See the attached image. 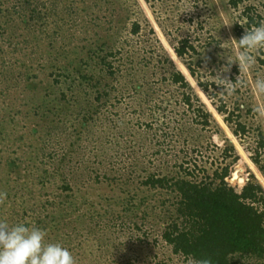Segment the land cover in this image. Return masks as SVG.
Segmentation results:
<instances>
[{"label":"trees","instance_id":"trees-1","mask_svg":"<svg viewBox=\"0 0 264 264\" xmlns=\"http://www.w3.org/2000/svg\"><path fill=\"white\" fill-rule=\"evenodd\" d=\"M42 1L51 20L47 21L42 17L38 0H18L17 5L21 11L11 19L0 18V34L8 39V45L0 46V187L13 189V185L17 184L16 190L23 194L28 190L32 191L41 197L42 208L47 209L45 214L51 217L46 219L41 211L35 210L37 213L30 215L31 219L25 222L26 225L43 229L46 232L45 242L62 244L71 252L76 264H86L82 260L90 264H110V258L95 261L100 255L93 251L92 245L107 244V233L114 231V225L118 222L119 229L124 231L119 232L118 236L126 233L128 242L132 238H129L130 230L142 229L139 222H151V218L164 222L159 240H147L149 245H154V249L150 251L154 258L159 257L160 251L162 252V257H159L162 264L167 258L166 249H170L172 257L183 258L186 264L189 257H210L213 264H264L263 188L254 181L230 183L229 179L234 175L231 163L217 167L201 163L202 156L198 158V154L204 153V142L199 138L202 132L199 136H194L193 140L186 139L188 143L192 141L193 146L186 152L181 148L184 156L180 153L176 155L175 173L157 171L154 162L160 149L156 146L162 141L159 137L165 139L168 131L162 130V126L155 127L159 125L157 122L162 121L163 124L165 121L155 118L151 110L155 105L150 106L149 111L145 107L143 110L139 109L144 116L148 114V119H137L139 126L144 130L148 128L146 136L140 140L139 148L149 150L144 152L143 158H137L140 163L138 169L135 164L132 166L136 168L134 175L119 173L120 162H123L119 159H98L97 162L105 166L101 173L87 167L82 168L77 161L76 169L71 167L73 155L79 153V148L74 150L77 153L72 149L81 144L78 140H82V132L86 130L85 122L92 117L90 115L99 112L101 99L111 95L108 91H102L104 74L97 75L95 70L102 67L105 73L110 71L116 75L111 61L125 56V51H121L122 47L128 42L132 43L142 27L139 15L134 17L137 12L134 8L138 7L142 16L144 12L139 0ZM146 1L150 3V0ZM243 1L228 0L227 5L237 8ZM64 7L70 10L73 21L76 16L82 18L85 15L87 19L94 7L105 10L104 13L109 11L110 18L106 22L107 26H101V35L108 37L111 45L103 59L99 58L100 47L97 50L89 49L90 53L85 54L87 47L73 43L83 31H75L76 37L71 34V29L56 21V18L62 20L59 14ZM248 11H251V7H248ZM120 13L122 18L119 17ZM248 15L243 25L236 23L238 35L243 32L244 26L260 24V21L256 22L255 16ZM130 20L133 21L132 29L126 33L125 25ZM144 20L145 24L151 25L146 16ZM83 24L87 23L81 22V26ZM151 31L156 34L152 26ZM157 42L159 47L154 48L153 52L158 59H162L158 63L160 66L157 65L155 82L152 85L144 84V99L166 97L167 100L164 98L160 101H168L164 113L167 117L171 116L170 120L174 124L179 120L178 109L174 106L179 104L184 106V112L187 111L188 114L189 111H194V120L200 121L203 127L210 125L216 119L199 96L197 88L175 62L158 35ZM66 44L75 45L64 47ZM172 44L176 55L215 104L233 134L244 143L243 137L249 126L241 120V106L231 110L222 99L216 104L215 97L218 95L210 90V86L216 83L201 80L193 65L202 63L200 58L194 62L195 55L198 54L196 44L188 37ZM31 58L34 59L33 62L30 61ZM38 62L40 64L36 69L34 66ZM234 68L239 72L237 67ZM37 77L44 79L36 80ZM40 80L46 83L45 98L41 97L40 91L37 95ZM138 81L132 79L127 80V83L131 87H138ZM52 89H55V93L49 95ZM89 90L95 91V97ZM116 90L119 91L118 88ZM138 92L139 90L136 93ZM53 97V106L56 107L50 113L45 108ZM159 105L161 104L157 103L156 108H162ZM135 111L138 113V110ZM178 123L176 128L185 132V127ZM214 123L222 132L217 120ZM166 124L170 126V122ZM69 128L70 135L76 134L77 142L76 138L71 141L62 138L61 135ZM31 137L35 141L44 142L37 153L39 159H34L36 155L23 157L28 152L25 146ZM257 137L255 151L258 153L264 148L262 129L258 130ZM225 139L227 144L223 153L228 156L230 151L234 152L232 163H235L240 156L230 138ZM59 150L61 151L58 153ZM131 156L136 157L134 154ZM96 168L99 169L98 166ZM238 183L244 185L232 186ZM114 184L117 186H113ZM105 187H108L107 191H104ZM110 188L113 192H110ZM145 235L147 239L148 234ZM92 239L91 251L87 253L80 242ZM172 257L168 256L170 259ZM127 258L121 262L115 260L114 263L135 264Z\"/></svg>","mask_w":264,"mask_h":264},{"label":"rangeland","instance_id":"rangeland-1","mask_svg":"<svg viewBox=\"0 0 264 264\" xmlns=\"http://www.w3.org/2000/svg\"><path fill=\"white\" fill-rule=\"evenodd\" d=\"M17 1L0 0V18L11 19L15 16L14 14H18L21 10L17 5ZM38 1L40 2L42 17L46 18L47 21L49 19L51 20V16L48 17L47 10L45 9L44 1ZM227 2L228 0H209L208 2L206 0H150V3H148L146 0H139L144 15L139 14V8L135 7L134 9L137 12L134 13V17L139 15L138 19L142 27L136 36L137 38H133L132 43L128 42L122 47L121 51L122 53L125 51V56L114 58L111 61L116 75H113L110 71L105 73L102 71V67H98L95 70V74L97 75L104 74L101 83L102 91H108L111 95L110 97H103L101 99L99 112L90 115L92 117L89 116L90 118L85 122L84 126H86V130L82 132L84 133L81 136L82 140H78L81 144L74 146L72 149L74 151L76 147L79 148V153L74 151L77 153L73 155L75 159L72 156V168L76 169L77 161L79 165H82V168L87 167L91 171L95 170L101 173L105 166H101V163L97 162L98 159L104 158V161L119 159L123 160V162H120V166L119 164L116 165L121 170L119 173L130 176L131 174L134 175V170L140 166V163H138L140 158H143L144 152L149 150L139 148L140 140L144 139L146 131L148 130V128L144 130L137 123L138 118L140 120L141 118L148 119V114L144 116L143 113L139 112V109L143 110L145 107L149 111V107L155 105V107L151 108L155 118L158 117L160 120H165L163 124H161L162 121L157 122L159 125H155V127L159 128L162 126V130L168 131L165 139L164 137H159L162 141L159 146H156L157 149H160V153L158 152L156 154L158 157L154 162L157 171L175 173L177 169L174 166L176 155L180 153L184 156V152L189 151L193 146V142L188 143L186 139L188 141L193 140L194 136H199V133L202 132L199 138L204 142L202 145L204 153L202 155L198 154V158L202 156L201 163H206L208 167L223 166L231 163L230 165L232 166L234 175L233 178L229 179L230 183L254 181L264 191V148L258 153L255 151L258 130L262 129L264 132V116H261L255 111L258 107H264V93L259 92L255 87V81L258 78H264V48L250 51L249 54L254 58V63L251 66L246 64L240 66L238 59L241 52L245 51L240 49L238 45V40L244 34L245 29H251L264 23V0H244L237 8L230 7V5H227ZM248 7H251V11H248ZM87 9H89V5ZM62 10L59 15L63 21L59 18H56V21L71 29V34H74L76 37L75 31H83L82 35L80 33L78 34L80 38L77 37L73 43L80 44V47H87L88 50L85 54L90 53L89 49L97 50L100 47L99 58L103 59L110 50L108 46L111 45L109 38L101 35V26H107L106 22L110 18L109 11L104 13L105 10L94 7L87 19L83 15L82 18L81 16H76V20L73 21L71 19L73 15L70 13V10L67 7H64ZM248 14L255 16L256 22L260 21V24L257 25L254 23L251 27L244 26L243 32L238 35L235 30V25L236 23L243 25L249 16ZM122 16L120 13L119 17L122 18ZM145 16L150 21V26L145 24ZM81 22H86L87 24L81 26ZM132 22V20L127 21L124 29L126 33L132 29ZM151 26L154 28L165 48L173 56L175 62L183 69L193 85L197 88L199 96L206 103L210 113L223 129L222 132L219 131L218 125L214 123L216 120L210 123V125L203 127L200 121L197 122L194 120L196 116L194 111H189L188 114L187 111L184 112V106L179 104L174 106L178 109L179 118L174 124L173 120H170L171 116L167 117L164 113L168 103L166 97H161L156 100L144 99V84L152 85L155 82L156 70H158L157 65L160 66L158 63L162 59H158L156 57L157 55L153 52L155 50L154 48H158L159 45L157 35L152 33ZM186 37L190 38L197 46L198 54L195 55L194 62H197L199 58L202 59L200 65L193 63L197 74L201 80H209L216 83L210 86V90L216 92L218 95L215 97L216 104H219L222 99V102H225L231 110L237 108L239 105L241 106L240 110L243 114L241 120L249 126L247 134L243 137L244 143L233 134L228 124L224 121L222 114L216 109L215 104L198 85L183 61L176 55L172 43H177ZM4 44L8 45V39L0 34V46ZM75 44H66L63 46L69 47ZM33 60V58L30 59L31 62ZM231 61L233 62L229 64ZM39 64L38 62L34 67L38 69ZM234 67H237L239 72H236ZM225 68L227 70H224ZM37 78L36 80L44 79ZM49 79L51 78L49 77ZM132 79L140 81H138V87L128 85L127 80L132 81ZM45 84L44 81L43 83L42 81L39 82L38 87H40V90L37 91V95L40 91L42 93L41 97L43 98L46 97L44 90ZM103 87L106 88L103 89ZM117 88L119 91L116 90ZM54 90H50L49 95L54 94ZM136 90H139V92L136 93ZM89 92L94 96V90H89ZM164 98L166 99L164 102L160 101ZM54 100L55 98L53 97L52 102L48 103L46 105L47 108H45V110L51 111L50 113L56 107L53 106ZM157 103L161 104L159 106H162V108H156ZM135 110H138V113L142 117ZM20 115L26 116V114L21 113ZM19 120H22V117H19ZM180 120L183 121L182 124L178 123L181 122ZM166 122H170L171 127ZM177 123L179 126H184L186 131L181 132L180 129L176 128ZM70 134L71 130L69 128L61 136L68 141L76 138L77 142L76 134ZM225 138H230L229 140L234 143L237 153L240 156L239 160L235 163H232L234 152L231 153L232 151H230L228 156L223 153V148L227 144ZM43 143L42 140L35 141L31 137V140L27 142L26 146L24 145L27 147L28 152L23 157H33L36 155L34 159H39L37 153H39V149H42ZM181 148H184L185 151H181ZM131 154L136 155V157H132ZM153 158H155V155H153ZM24 161L28 162L26 160ZM31 163L33 164V162ZM134 164L136 168L132 167ZM243 185L238 183L232 186L241 187ZM113 186H117V184ZM16 188L17 184L13 185V189H6L4 186L2 188L0 187V192L7 193V198L3 203H0V220H6L10 225L17 223L26 224L25 222L31 219L30 215L37 213V210L41 211L42 216L46 219L51 218L45 214L48 210H43L42 208L43 203L41 204V201L43 200L41 197L29 190L26 194H23L16 190ZM107 188L105 187L104 191H107ZM110 192H113V189L110 188ZM139 223L140 226L142 224V229L134 228L130 230L131 236L129 235V238H132L128 242L126 233L118 236L119 232H124L119 229L120 222H118L116 223L117 225H114V231L107 233V240H109L107 244L94 246L91 244L93 243V239L87 242H80V244L85 247L84 250L87 253L91 251L90 246H93V251L100 255V257L95 258V261H105L106 258H110L111 261L109 263L115 264V260L121 262L125 257L126 259L129 257V260L135 264H162L159 262V260H162L159 259V257H162L160 245H158L160 256L154 258L153 253H150L154 249V245L151 243L149 245L147 240H159L160 229L164 222L157 218H151V222L142 223L140 221ZM145 234H148L147 239H145ZM107 251L108 253H105ZM165 252H167V258L164 259V264H186L183 258L178 256L172 257L170 249H166ZM103 254H105V257ZM169 255L172 259L168 258ZM82 261L90 264L86 260Z\"/></svg>","mask_w":264,"mask_h":264},{"label":"clouds","instance_id":"clouds-1","mask_svg":"<svg viewBox=\"0 0 264 264\" xmlns=\"http://www.w3.org/2000/svg\"><path fill=\"white\" fill-rule=\"evenodd\" d=\"M238 45L240 49L245 50L238 58L240 66L245 64L251 66L254 58L249 54L250 51L264 48V23L245 29L238 40ZM255 87L264 93V78H258ZM255 111L264 116V107H258ZM6 198L7 193L0 192V203ZM45 237L46 232L38 227L24 223L10 225L6 220H0V264H76L75 258L66 247L60 243H46ZM187 264L213 262L210 257L200 259L189 257Z\"/></svg>","mask_w":264,"mask_h":264}]
</instances>
